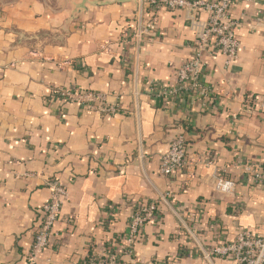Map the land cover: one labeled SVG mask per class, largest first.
Wrapping results in <instances>:
<instances>
[{
	"label": "crops",
	"instance_id": "obj_1",
	"mask_svg": "<svg viewBox=\"0 0 264 264\" xmlns=\"http://www.w3.org/2000/svg\"><path fill=\"white\" fill-rule=\"evenodd\" d=\"M263 10L264 0L233 7L239 58L226 68L208 48V99L160 100L151 84L177 86L205 12L164 10L138 41L148 19L141 0H0V264H30L54 181L68 199L59 238L35 264L119 253L135 207L151 202L159 216L133 246L138 261L237 264L213 251L243 230L264 237V181L250 172L264 167ZM65 89L102 93L119 113L55 95ZM179 134L187 164L163 176ZM220 177L236 183L232 193L216 191Z\"/></svg>",
	"mask_w": 264,
	"mask_h": 264
},
{
	"label": "built area",
	"instance_id": "obj_2",
	"mask_svg": "<svg viewBox=\"0 0 264 264\" xmlns=\"http://www.w3.org/2000/svg\"><path fill=\"white\" fill-rule=\"evenodd\" d=\"M239 1L242 0H141L148 19L145 26L139 24L136 32L138 41L157 29L159 14L164 10H188L194 15L200 12L208 15L207 22L198 32L193 44L191 58L177 71V86L167 87L152 83L151 93L155 98L160 100L209 98L211 90L204 81V61L208 48L214 45L221 52L225 58L226 68L231 67L239 58L241 42L236 35L239 23L231 15L233 7ZM260 20L264 23V10L260 13ZM55 95L92 111L111 115L119 113L117 106L110 105L107 96L102 93L65 89L55 92ZM187 159V141L184 134H179L171 141L168 151L161 158L160 173L168 177L173 175L184 169ZM250 172L258 182L264 181V167ZM235 187L234 181L220 177L215 188L218 193L230 194ZM50 191V199L42 209L41 225L36 232L29 257L30 264L39 261L40 256L51 246L53 238H59L55 227L68 199V191L59 181L50 184ZM169 197L170 194H166L161 200L165 201ZM158 216L159 207L156 202L138 204L129 219L127 231L120 238L121 251L118 253L115 249L105 256H93L79 264H165L161 261L142 263L135 257L133 249L146 227ZM213 254L217 257L231 258L237 264H264V237H257L251 231L243 230L233 243L217 246Z\"/></svg>",
	"mask_w": 264,
	"mask_h": 264
},
{
	"label": "water",
	"instance_id": "obj_3",
	"mask_svg": "<svg viewBox=\"0 0 264 264\" xmlns=\"http://www.w3.org/2000/svg\"><path fill=\"white\" fill-rule=\"evenodd\" d=\"M85 2L86 0H82ZM102 4L105 5H111V4H116V3H128V2H137L138 0H100Z\"/></svg>",
	"mask_w": 264,
	"mask_h": 264
}]
</instances>
